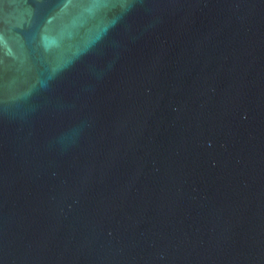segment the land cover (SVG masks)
<instances>
[{
  "label": "water",
  "instance_id": "95a60500",
  "mask_svg": "<svg viewBox=\"0 0 264 264\" xmlns=\"http://www.w3.org/2000/svg\"><path fill=\"white\" fill-rule=\"evenodd\" d=\"M0 264H264V0H0Z\"/></svg>",
  "mask_w": 264,
  "mask_h": 264
}]
</instances>
